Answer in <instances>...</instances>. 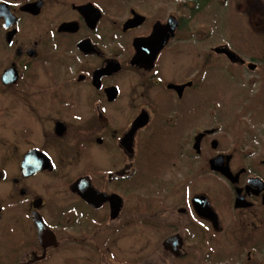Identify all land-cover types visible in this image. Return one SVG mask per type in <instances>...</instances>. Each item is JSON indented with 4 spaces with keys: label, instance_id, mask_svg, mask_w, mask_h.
<instances>
[{
    "label": "flooded vegetation",
    "instance_id": "obj_1",
    "mask_svg": "<svg viewBox=\"0 0 264 264\" xmlns=\"http://www.w3.org/2000/svg\"><path fill=\"white\" fill-rule=\"evenodd\" d=\"M260 25L264 0H0V264H264V128L205 93L213 64L264 80Z\"/></svg>",
    "mask_w": 264,
    "mask_h": 264
},
{
    "label": "rangeland",
    "instance_id": "obj_2",
    "mask_svg": "<svg viewBox=\"0 0 264 264\" xmlns=\"http://www.w3.org/2000/svg\"><path fill=\"white\" fill-rule=\"evenodd\" d=\"M258 28L263 30L264 26L260 25ZM224 29L218 31V35L216 32V36H220L222 42H231L235 45L234 48L238 49L239 53L244 54L245 56H251V51H258L261 49V47L259 49L257 41V44H255V40L249 38L244 40L239 39L236 41L231 40L230 37L225 34L227 32L226 27ZM248 60L251 61V65L254 66V64H252V58L250 57ZM254 61L259 65V67H263V65L260 64L263 60L259 57L254 58ZM219 67L220 66L218 64H213L212 67H209L207 79L205 81V93L207 98H217V94L223 93V95L219 96H223L222 98L227 99L228 102H231V100L234 99L240 100V103L244 102L247 107L246 115L250 114L252 117L251 119L246 118L249 121V127L253 129H263L264 117L262 116H264V80L257 82L256 85L259 86L256 88L255 86H252L254 84L248 82L253 74L248 72L244 67L235 66L232 67L231 70H223V72L219 71ZM258 73H262V71H258L257 75ZM262 77H264V75H262ZM251 95H253V97ZM258 106L260 108H258ZM254 107L255 110H252ZM17 121L18 120L0 119V122L9 124ZM80 241L84 242L83 239ZM80 258H82V256ZM80 264L82 263L80 262Z\"/></svg>",
    "mask_w": 264,
    "mask_h": 264
},
{
    "label": "water",
    "instance_id": "obj_3",
    "mask_svg": "<svg viewBox=\"0 0 264 264\" xmlns=\"http://www.w3.org/2000/svg\"><path fill=\"white\" fill-rule=\"evenodd\" d=\"M216 50V52H218V53H226L227 55H228V57L230 58V59H232V60H238L239 59V57L235 54V53H232L228 48H226V47H218L217 49H215ZM256 66H253V69L255 68ZM212 162V166H213V169H216V164H217V159H214V160H212L211 161ZM47 230V229H46ZM46 231H44V230H41V238H44V239H50L51 238V232L50 231H48V233L49 234H46L45 233Z\"/></svg>",
    "mask_w": 264,
    "mask_h": 264
}]
</instances>
